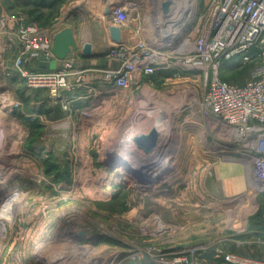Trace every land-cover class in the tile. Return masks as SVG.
<instances>
[{
	"label": "rangeland",
	"instance_id": "374dc122",
	"mask_svg": "<svg viewBox=\"0 0 264 264\" xmlns=\"http://www.w3.org/2000/svg\"><path fill=\"white\" fill-rule=\"evenodd\" d=\"M52 3L47 8L42 0H0V19L19 16L52 32L72 28L80 44L105 52L114 46L108 25L116 24L105 14L109 0ZM138 4L130 13L128 40L154 32L147 18L158 9L149 0ZM7 30L0 26V114L9 129L0 136L6 147L0 146V206L15 191L22 193L23 202L12 227L8 220L0 221L7 228L0 235V264H50L75 248L95 249L108 258L98 264H166L183 243L189 246L182 251L210 264L219 260L216 256L223 258L221 252L235 253L233 246L245 237H238L239 232L264 236V195L253 190L252 168L209 147L203 124L191 118L200 116L197 105L183 92L190 81L143 79L159 92L158 104L166 110L161 131L173 119L175 133L163 142L158 160L161 172H168L159 182L138 181L114 162L129 128L126 118L138 109V90H107L99 80L92 91L82 88L79 101L54 104L13 72L17 54L5 43ZM58 65L52 61V68ZM111 65L116 62L109 54L83 62L86 74ZM251 69L222 68L223 79L244 83ZM85 85L92 86L89 81ZM153 113L147 117L150 123L138 128L149 132L160 110Z\"/></svg>",
	"mask_w": 264,
	"mask_h": 264
},
{
	"label": "built area",
	"instance_id": "2783aa9c",
	"mask_svg": "<svg viewBox=\"0 0 264 264\" xmlns=\"http://www.w3.org/2000/svg\"><path fill=\"white\" fill-rule=\"evenodd\" d=\"M115 1L109 0L108 7ZM139 1L135 2L138 6ZM133 2L128 0L110 18L122 29L125 41L122 46L114 44L115 48L109 54L116 65L91 74H86L87 69L83 68V62L87 60L82 57L83 42L80 44L78 41L79 50L59 60L54 53V37L61 30L52 32L19 16L1 18V28L8 29L5 32L8 50L17 54L13 72L26 80L29 89L45 92L54 104L69 105L84 98L81 94L83 87L92 91L95 89L93 84L99 80L107 90L134 89L138 90V99H150L152 97L146 88L159 92L144 84L143 79L158 72L171 71L167 81H190V86L183 92L185 98L197 105L195 114L200 116L191 118L201 126L203 124L208 133L209 147L246 162L252 168L255 194L264 195V0H208L205 6L201 5V0H195L192 9L183 11V22L162 25L160 30L150 26L154 35L159 36H169L168 30L171 33L174 27L180 28L177 34L160 43L152 37V31L143 37L125 39L131 28L130 13L137 9ZM150 3L164 14L174 13L173 0H149ZM194 12L197 20L190 25ZM164 30L165 33L161 32ZM173 46L176 47L169 49ZM53 60L59 63L55 69L52 68ZM42 62H49L50 67L42 68ZM248 65L252 69L250 78L244 83L223 79L222 68ZM87 81L92 86H86ZM158 103H151L147 110L158 112L162 109L166 112L159 108ZM138 116L135 124L144 127L145 123H150L146 114L139 112ZM132 124L126 125L130 127ZM153 129L157 128L153 127L149 132L145 130L146 135ZM159 134L158 131V139ZM184 248L178 249L181 251H176V256L166 264H201L191 253L182 251ZM221 254L224 262L229 264H264L261 257Z\"/></svg>",
	"mask_w": 264,
	"mask_h": 264
},
{
	"label": "bare ground",
	"instance_id": "6f19581e",
	"mask_svg": "<svg viewBox=\"0 0 264 264\" xmlns=\"http://www.w3.org/2000/svg\"><path fill=\"white\" fill-rule=\"evenodd\" d=\"M133 3L135 4V2H133ZM173 3L175 4L174 5L175 9H174V11H173L174 13L172 15H171V13L170 14H164V12H162L160 10H157V12H156L157 14L155 13L156 15H154V14H153L154 16L149 15V17L147 18L148 22L151 23V24H149V26H153L155 28V27H158V25H160L158 27V29H161L162 25L166 26V24H168V23L169 24L170 23L176 24L178 22H183V20H182L183 11L187 10L188 8L192 9V7L194 6L195 0H173ZM134 7L136 8V7H138V5L135 4ZM152 13H154V12H152ZM178 29H180L178 26L174 27V29H173V31L171 33H170V30H168L169 36H166L167 34H165V35L164 34H162V35L160 34L161 37L159 35H154V32L152 30H151L152 31L151 34H152V37L154 39L156 38V40L159 41V43H160V42L165 41V39H170L172 34H177V30ZM161 32L165 33L166 30L161 31ZM146 90H147L146 92H149V95H151L150 97H152V98L145 99V100L138 99L137 100L139 102L138 103L139 104L138 109L136 111H134V112H131L132 113L131 116L126 118V124H129V123L130 124L133 123V124L127 130H125V132L123 133V135L121 137L120 142H118L117 149H115V151L120 152V154H118L117 157H115L116 153H115V156H114L115 157L114 162H115L116 167L120 166V167H125V168H128V169L130 168L132 170H138L141 167V166L138 165V161H139L138 158L141 156L140 154H142V151H141V149H139L138 145L136 144L135 139L137 137H141V136L146 135V131H143L140 128H138L139 125L135 124V121L136 120L138 121L139 112H142V113L146 114L149 117L153 113V111H148L147 110L150 107L149 105L152 102L157 103V99L160 96V95H157L156 92L154 93L152 90L149 91L148 88H146ZM170 107L168 108V110L170 109ZM159 108H161V107H159ZM159 110H160L159 121L155 120V121L152 122V126L156 127V128L158 127L157 129H158V131L160 133L159 134L160 135V138H159L160 144H159L157 150H160L161 147L164 145L163 142H166V141L170 140L172 138V136L174 135V133H175V131H174L173 127H172L173 124H172L171 120H169L166 123L167 124L166 128H163V131H161L162 130V123L161 122H163L165 111L162 110V109H159ZM150 126H151V124H150ZM152 126H151V128H153ZM159 127H160V129H159ZM151 128L149 127V129H151ZM3 130H5L7 132L9 129L5 125L4 118L2 119L1 114H0V136H1V132ZM0 146H3V148L6 149L5 145H0ZM14 152H15V149H14ZM158 164H159V167H161V168L163 167V166H161V162H158ZM22 199H23L22 193L20 191H15L12 194V196L7 200V202L5 204H3V206H0V221L8 220L9 223H10L8 227H12V225L14 224V220H13L12 216L14 217L15 214L17 213L18 206L20 205L21 202H23ZM15 218H16V216H15ZM158 224H161V223L158 222ZM4 227L5 226L2 223H0V235L4 234L3 236H5V234H6L5 231L7 230V228L5 230ZM40 244H43V243H40ZM67 248H65V249H67ZM94 250L95 249H93V250L88 252L86 250H80L79 248H75L74 251H72L70 253H67V254H64V255H61V256H58V258L56 260L52 258L54 260L52 262H51V260H49V261H50V264L51 263H53V264H59V263H61V264H72L74 261L79 259V260H81V263L79 262L80 264H83V263L84 264H88L90 261L92 262L90 264H93V263L94 264L105 263L108 258L101 257L102 254L98 255L96 251H95L96 253L94 252ZM109 261L110 260H108V262Z\"/></svg>",
	"mask_w": 264,
	"mask_h": 264
},
{
	"label": "water",
	"instance_id": "95a60500",
	"mask_svg": "<svg viewBox=\"0 0 264 264\" xmlns=\"http://www.w3.org/2000/svg\"><path fill=\"white\" fill-rule=\"evenodd\" d=\"M127 1L128 0L115 1L111 7L107 8L105 13L106 16L111 18L114 11L121 6H124ZM132 1L137 2L139 0H132ZM196 15H197L196 12H194V14L192 15V23L195 21ZM108 31L112 43L119 46H122L124 44L125 41L123 38V31L119 26L114 24H109ZM175 47L176 46H173L169 49H174ZM114 48L115 46H112L110 50L105 52L100 49L94 48V46L91 43H85L81 48V52H82V57L84 59H91L100 56H107L108 54L111 53V51ZM79 49H80V44L78 43L77 37L72 28H64L54 37V53L59 60L66 59L71 52L77 51ZM160 49H168V48H160ZM40 66L42 68L47 69L50 67V63L42 62ZM135 142L138 145L139 149H141L142 151V154H140L141 156L138 159L139 160L138 165L141 167L138 170H132L130 168L129 169L126 168V170L130 172L134 176V178L138 179V181H144V182L146 181L150 183L159 182L161 178L165 175V173L168 172V170L160 172L162 168L159 167L158 160L163 154L162 151L165 149L166 146H164V148H161L160 150H157L160 144V141L158 139L157 129H153L148 135L137 137L135 139ZM184 247L185 246L181 245L178 246L177 248L181 249ZM126 264H139V262L136 260H132L127 262Z\"/></svg>",
	"mask_w": 264,
	"mask_h": 264
},
{
	"label": "crops",
	"instance_id": "0c3cea01",
	"mask_svg": "<svg viewBox=\"0 0 264 264\" xmlns=\"http://www.w3.org/2000/svg\"><path fill=\"white\" fill-rule=\"evenodd\" d=\"M110 1H113V0H110ZM91 59H93V58H91ZM243 231L239 232V234L237 236L241 237V238L243 236H245L244 239L243 240L240 239V241H238V244H235V246H233L232 250L235 251V253H240L243 255L256 256V257L264 258V236L259 234V232H257V231H255V232H253V231H250V232L244 231L243 232ZM253 233H254V235H253ZM249 235H250V237H249ZM183 244H185L184 246H186V244H188V243H183ZM216 257L219 260H215V261L209 262V263L210 264H229V263L224 262L223 258H219L218 256H216ZM200 263L205 264L204 259L201 260Z\"/></svg>",
	"mask_w": 264,
	"mask_h": 264
},
{
	"label": "trees",
	"instance_id": "16d2710c",
	"mask_svg": "<svg viewBox=\"0 0 264 264\" xmlns=\"http://www.w3.org/2000/svg\"><path fill=\"white\" fill-rule=\"evenodd\" d=\"M52 1L53 0H51V1L50 0H42V5L44 7H47V8H52V7H54V4L52 3ZM248 66L251 67V65H248ZM248 66H245V67H248ZM170 75H171V71H164V72H158V73H156L155 75H152V76H146L145 79L148 80L149 78L151 79V78H155L157 76H160L159 78L166 79ZM223 75H222V77H223Z\"/></svg>",
	"mask_w": 264,
	"mask_h": 264
}]
</instances>
